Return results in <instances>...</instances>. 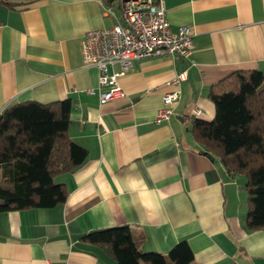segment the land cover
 Wrapping results in <instances>:
<instances>
[{"label": "crops", "instance_id": "0c3cea01", "mask_svg": "<svg viewBox=\"0 0 264 264\" xmlns=\"http://www.w3.org/2000/svg\"><path fill=\"white\" fill-rule=\"evenodd\" d=\"M160 1L172 28L192 30V54L134 61L120 80L125 97L106 104L82 38L111 27L107 9L119 17L121 0L0 4V116L18 103L71 99L69 136L88 151L57 178L68 190L63 204L0 212V264H116L81 238L121 226L134 230L141 253L167 255L186 240L190 264H264V229L245 222L246 191L202 152L189 122L214 118L212 85L236 71L264 72V0ZM173 91L180 99L170 120L156 124Z\"/></svg>", "mask_w": 264, "mask_h": 264}, {"label": "trees", "instance_id": "16d2710c", "mask_svg": "<svg viewBox=\"0 0 264 264\" xmlns=\"http://www.w3.org/2000/svg\"><path fill=\"white\" fill-rule=\"evenodd\" d=\"M36 0H0L7 8ZM158 0H154L157 3ZM112 5L114 0H105ZM211 121L189 120L202 152L219 159L230 176L245 177L250 230L264 229V72L236 71L212 85ZM72 100L43 104L23 102L0 116V212L50 209L68 197L57 178L71 174L88 160V151L69 136ZM99 247L116 264H190L194 253L188 241L177 243L167 255L141 253L128 226L95 230L81 238ZM228 264H237L230 262Z\"/></svg>", "mask_w": 264, "mask_h": 264}, {"label": "built area", "instance_id": "2783aa9c", "mask_svg": "<svg viewBox=\"0 0 264 264\" xmlns=\"http://www.w3.org/2000/svg\"><path fill=\"white\" fill-rule=\"evenodd\" d=\"M107 12L114 17V24L90 30L82 38L84 64L99 70L101 104L125 97L120 80L130 71L134 61L166 55L187 58L194 50L192 30L188 26L172 28L160 0L157 3L154 0H121L119 17L111 9ZM185 78L186 73H181L173 84L178 85ZM179 99L180 91L164 96V107L158 111L156 124L170 120ZM192 113L198 116L201 110L194 108Z\"/></svg>", "mask_w": 264, "mask_h": 264}, {"label": "rangeland", "instance_id": "374dc122", "mask_svg": "<svg viewBox=\"0 0 264 264\" xmlns=\"http://www.w3.org/2000/svg\"><path fill=\"white\" fill-rule=\"evenodd\" d=\"M239 179L237 180L238 181V186H241L242 189H244V185H245V177L242 176V175H238L237 176ZM245 190V189H244ZM246 197H247V193H246Z\"/></svg>", "mask_w": 264, "mask_h": 264}]
</instances>
